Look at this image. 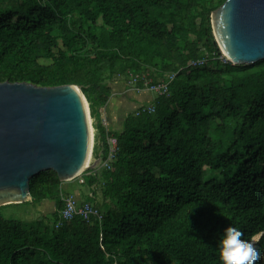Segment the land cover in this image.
I'll return each instance as SVG.
<instances>
[{"label": "trees", "instance_id": "obj_1", "mask_svg": "<svg viewBox=\"0 0 264 264\" xmlns=\"http://www.w3.org/2000/svg\"><path fill=\"white\" fill-rule=\"evenodd\" d=\"M224 1L0 0V81L79 85L101 118L116 77L177 73L153 112L99 128L101 161L108 136L116 156L80 176L103 219L62 220L65 182L43 170L30 201L0 206V264H222L229 225L264 264V59L186 67L221 55L211 13ZM44 200L53 213H39ZM11 206L39 215L7 216Z\"/></svg>", "mask_w": 264, "mask_h": 264}, {"label": "water", "instance_id": "obj_2", "mask_svg": "<svg viewBox=\"0 0 264 264\" xmlns=\"http://www.w3.org/2000/svg\"><path fill=\"white\" fill-rule=\"evenodd\" d=\"M211 24L233 64L264 59V0H225ZM90 115L79 85L0 81V206L30 201L29 180L43 170L66 182L96 167Z\"/></svg>", "mask_w": 264, "mask_h": 264}, {"label": "built area", "instance_id": "obj_3", "mask_svg": "<svg viewBox=\"0 0 264 264\" xmlns=\"http://www.w3.org/2000/svg\"><path fill=\"white\" fill-rule=\"evenodd\" d=\"M220 60L222 63L226 64L231 62L221 51V55L217 56L213 54H205L203 57L191 60L186 67L195 68L200 66L210 65L214 60ZM232 63V62H231ZM182 69V68H180ZM176 72L167 73L164 78L154 80L150 71H139L130 72L125 79L127 86L133 89L135 92L150 91L156 95H162L168 93L169 83L175 78ZM139 108L142 110H148L149 112L154 111V105H142L139 106L136 111L138 113ZM107 153L106 158L101 161V166L106 169L111 168V161L115 158L118 143L114 136H108L106 141ZM63 207L59 210V215L62 220H71L74 217H81L82 219L88 221L91 218H95L97 221L103 219V213L100 209L93 203L88 201H79V199L73 193L62 194Z\"/></svg>", "mask_w": 264, "mask_h": 264}, {"label": "crops", "instance_id": "obj_4", "mask_svg": "<svg viewBox=\"0 0 264 264\" xmlns=\"http://www.w3.org/2000/svg\"><path fill=\"white\" fill-rule=\"evenodd\" d=\"M113 84V91H116L119 86L117 92H114V94L119 93L122 96H111L104 108L102 117H92V122L94 120V140L96 135V145L98 148L97 155L93 157V163H97L95 168L101 167V157L99 154L102 151V141L99 128L103 127L110 132L121 131L127 113L135 111L139 106L151 104L156 97L155 93L147 90L135 92L121 80L115 81ZM82 180L81 176H78L71 181L65 182L63 188L66 193H73L79 201H87V198L92 195V187L84 185ZM55 208V202L51 200H44L37 206L38 211L42 212V214H51Z\"/></svg>", "mask_w": 264, "mask_h": 264}, {"label": "clouds", "instance_id": "obj_5", "mask_svg": "<svg viewBox=\"0 0 264 264\" xmlns=\"http://www.w3.org/2000/svg\"><path fill=\"white\" fill-rule=\"evenodd\" d=\"M243 233L235 226H227L219 241L222 264H256L258 250L248 240L242 239Z\"/></svg>", "mask_w": 264, "mask_h": 264}, {"label": "rangeland", "instance_id": "obj_6", "mask_svg": "<svg viewBox=\"0 0 264 264\" xmlns=\"http://www.w3.org/2000/svg\"><path fill=\"white\" fill-rule=\"evenodd\" d=\"M61 46V43L59 42V45H58V47H60ZM56 51H57V49H56ZM42 61V63H44V64H49V63H51V60L50 59H44V60H41ZM119 80H121V81H123L124 83H126L125 82V80H123L122 78H119V77H116V80H114L113 81V83L115 82V81H119ZM113 87H114V84H113ZM127 87H129V86H127ZM118 88H119V86H118ZM118 88H117V90H118ZM117 90L115 91H113L112 92V94H111V96H122L121 94H114V92H117ZM114 94V95H113ZM91 116V115H90ZM91 121H92V116H91ZM92 127H94V120H93V122H92ZM93 131H94V129H93ZM94 144H95V140H94ZM93 157H94V154L92 155V158H91V163H93ZM4 212H5V214L7 215V216H13V217H16V218H18V217H20V215H26L28 218L30 217H34V216H37V215H39V213H42V212H39V213H37L36 214V212H35V209H32L30 206H28V207H21V208H18V207H14V206H11V207H7L5 210H4Z\"/></svg>", "mask_w": 264, "mask_h": 264}]
</instances>
